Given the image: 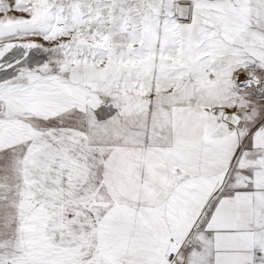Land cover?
I'll use <instances>...</instances> for the list:
<instances>
[{
    "label": "snow or ice",
    "instance_id": "snow-or-ice-1",
    "mask_svg": "<svg viewBox=\"0 0 264 264\" xmlns=\"http://www.w3.org/2000/svg\"><path fill=\"white\" fill-rule=\"evenodd\" d=\"M0 264H264V0H0Z\"/></svg>",
    "mask_w": 264,
    "mask_h": 264
}]
</instances>
